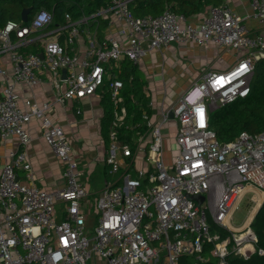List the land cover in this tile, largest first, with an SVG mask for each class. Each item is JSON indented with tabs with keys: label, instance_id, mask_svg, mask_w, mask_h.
I'll list each match as a JSON object with an SVG mask.
<instances>
[{
	"label": "built area",
	"instance_id": "1",
	"mask_svg": "<svg viewBox=\"0 0 264 264\" xmlns=\"http://www.w3.org/2000/svg\"><path fill=\"white\" fill-rule=\"evenodd\" d=\"M133 1L112 0L77 19L66 13L65 22L51 29L54 15L45 9L37 10L29 25L10 20L0 28V76L6 80L0 90V144L9 137L18 143L0 167V264H181L185 256L206 260L207 244L218 264H230L231 254L248 258L256 251L251 225L256 214L242 226L232 221L247 193L256 213L264 202V130L241 131L220 142L209 115L249 95L256 62L264 58V35H252L245 18L225 3L209 7V15L195 23L169 9L136 16ZM251 8L250 17L264 26V0H251ZM101 19L115 32H100ZM174 43L220 47L234 54L235 63L203 72L169 107L151 100L156 114L144 112V122H136L125 105L124 81L113 68L119 70L124 60L140 65L150 52ZM42 73L59 104L91 97L109 80L114 109L105 158L108 178L93 197L63 126L48 114L52 103L30 97L19 103L17 83L33 87ZM34 118L63 163L61 188L33 183L28 147ZM165 127L174 128L170 162ZM132 132L139 136L136 142ZM192 196L204 198L199 203ZM60 202L63 211L57 208Z\"/></svg>",
	"mask_w": 264,
	"mask_h": 264
},
{
	"label": "crops",
	"instance_id": "2",
	"mask_svg": "<svg viewBox=\"0 0 264 264\" xmlns=\"http://www.w3.org/2000/svg\"><path fill=\"white\" fill-rule=\"evenodd\" d=\"M233 12L245 18L249 31L252 35L261 33L264 35V26L256 19L250 17L252 14L251 0H225ZM209 15V7L199 14L190 18L195 23H200ZM114 25H107L102 31L103 34L115 32ZM188 61V62H187ZM235 63L233 53L220 47H203L190 44H171L161 50L150 52L140 63V70L146 80L147 95L154 101L156 106L162 102L165 106L169 101L173 103L176 97L185 91L194 81L199 79L203 72L208 70H225ZM3 66L10 69L8 57H4ZM177 69L178 75H177ZM187 72L192 75L189 82L184 84V76ZM181 75V76H180ZM175 78V80H174ZM41 81L30 87L24 83H17L16 90L20 95V105L23 100L30 97L38 102L52 103L51 110L48 111L53 120L63 126L65 134L71 141L73 149L83 170L82 179L86 184L90 197L98 194L105 186L108 174L106 172L105 158L108 143L102 135V119L104 108L102 106L99 93L87 97L81 101H69L65 104L55 103L52 85L46 73H42ZM6 80L0 76V90L4 87ZM177 89L175 91L172 85ZM171 86V90L170 89ZM168 93L164 97L165 91ZM77 109L81 112L77 113ZM153 117L157 109L151 107ZM32 139L28 147V153L35 172L33 183L47 190H55L65 185L63 176V163L59 160L52 148L42 137L40 121L36 118L30 122ZM18 149L17 139L9 137L0 144V167L10 160V153ZM168 161L171 153L165 152ZM171 161V160H170ZM99 170V172H98ZM20 179L29 183L24 171H19ZM57 208L63 211L65 203H58ZM89 224L94 222V214L88 217ZM89 264H105V261L94 260Z\"/></svg>",
	"mask_w": 264,
	"mask_h": 264
},
{
	"label": "trees",
	"instance_id": "3",
	"mask_svg": "<svg viewBox=\"0 0 264 264\" xmlns=\"http://www.w3.org/2000/svg\"><path fill=\"white\" fill-rule=\"evenodd\" d=\"M112 0H0V28L8 21L14 20L22 25H29L37 10L45 9L53 13L54 21L49 29L65 22V15L69 13L73 19L82 14H90L111 4ZM225 0H134L131 9L136 16L157 15L169 9L187 18L199 14L207 7L222 5ZM33 7L28 21H22V11ZM108 21L101 19L99 31L102 32ZM35 49V48H34ZM33 51H37V48ZM129 60L121 62L120 69H114L115 74L124 81L122 94L125 105L134 121L144 122V112L151 116L149 106L150 98L147 95L146 80L139 68ZM101 97L104 115L102 119V135L106 143L109 142V131L113 120V101L109 80L97 91ZM209 125L216 132L218 141L232 140L241 131L260 132L264 130V58L256 62L252 79L251 92L245 98L225 105L209 115ZM252 228L258 237L256 251L248 258L231 254L228 257L230 264H264V254H259L258 249H264V202L256 213ZM223 236L227 232L223 231ZM211 244H207L204 252L206 260L198 261L194 256L181 258V264H218V259L209 254Z\"/></svg>",
	"mask_w": 264,
	"mask_h": 264
},
{
	"label": "rangeland",
	"instance_id": "4",
	"mask_svg": "<svg viewBox=\"0 0 264 264\" xmlns=\"http://www.w3.org/2000/svg\"><path fill=\"white\" fill-rule=\"evenodd\" d=\"M188 62V61H187ZM178 70L180 71L181 69H177V75H178ZM181 76V75H180ZM189 77L193 78L192 75L189 74V72H187L184 76H181L182 80L184 79V84L189 82ZM175 80V78H174ZM172 88L174 89L175 87L173 86V84L171 85ZM171 86L170 89L171 90ZM175 91H177V89H174ZM168 105L172 104L169 101L167 102ZM163 135H164V149L165 152H167L168 154H170L174 148V128L172 127H165L163 129ZM138 134L137 133H131V138L134 142H136L137 138H138ZM171 158H169L168 162H170ZM99 172V170H98ZM84 179H82L83 181ZM250 196L251 193H247L246 197L243 199V201L241 202L239 208L237 209V211L234 213L233 215V225L235 226H242L246 220L251 216L256 214L255 211V202H252L250 200Z\"/></svg>",
	"mask_w": 264,
	"mask_h": 264
},
{
	"label": "water",
	"instance_id": "5",
	"mask_svg": "<svg viewBox=\"0 0 264 264\" xmlns=\"http://www.w3.org/2000/svg\"><path fill=\"white\" fill-rule=\"evenodd\" d=\"M32 10H33V7H27L22 11V21L23 22L28 21L29 15L31 14ZM41 56H43V55H41ZM62 74H63V78H65L66 77V69L62 70ZM170 116L173 117V113H170ZM191 198L195 199L199 203H201L204 197L203 196H192Z\"/></svg>",
	"mask_w": 264,
	"mask_h": 264
}]
</instances>
